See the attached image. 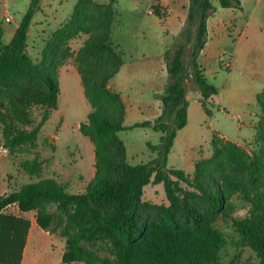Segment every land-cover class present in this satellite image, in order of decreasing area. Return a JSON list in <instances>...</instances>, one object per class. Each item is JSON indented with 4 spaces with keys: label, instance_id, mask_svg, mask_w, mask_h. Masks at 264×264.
<instances>
[{
    "label": "trees",
    "instance_id": "obj_1",
    "mask_svg": "<svg viewBox=\"0 0 264 264\" xmlns=\"http://www.w3.org/2000/svg\"><path fill=\"white\" fill-rule=\"evenodd\" d=\"M41 0H29L28 8L7 43L0 39V136L2 147L20 153L36 143L41 127L56 107L59 86L56 68L73 57L84 97L91 106L79 133L94 150V176L83 192L70 193L53 179L24 184L19 190L0 195V264H21L31 221L23 213L34 212L38 228L65 240L63 264H222L220 252L227 244L214 226L229 220L235 232L264 264V91L256 96L260 119L254 143L246 151L211 139L212 156L197 160L192 174L167 168V156L176 133L187 123L186 80L199 93V103L211 114L206 101L219 91L209 84L199 57L207 43V20L215 9L211 0H188L181 41L167 49L163 58L168 80L159 101L161 113L154 121L125 127L126 108L109 81L119 72L122 53L113 42V28L120 22L117 0L98 4L77 0L68 22L54 33V43L45 49L40 64L26 51L27 36ZM223 9L242 11L240 0H217ZM155 15L163 8L154 0ZM90 10L102 19L73 54L66 42L86 34ZM45 108L31 129L34 107ZM133 128H151L162 134L153 147L158 159L131 165L119 133ZM260 146V148H259ZM28 175H39L36 159L21 163ZM162 184L168 204L152 210L143 202V189ZM185 186V187H184ZM239 193L249 203L248 215L232 217V196ZM15 206L18 214L8 212Z\"/></svg>",
    "mask_w": 264,
    "mask_h": 264
},
{
    "label": "rangeland",
    "instance_id": "obj_2",
    "mask_svg": "<svg viewBox=\"0 0 264 264\" xmlns=\"http://www.w3.org/2000/svg\"><path fill=\"white\" fill-rule=\"evenodd\" d=\"M168 1L169 11L161 14L162 18L165 19L163 15L168 18L164 23L155 13L148 14L153 9L154 0H118L120 22L113 28V42L118 45L125 65L114 76L111 84L116 85L121 92L126 108L123 122L125 127L154 121L160 115L159 93L166 84L168 75L164 71L166 65L163 56H158L166 47L171 48L175 42L181 41L180 32L186 20L182 18L183 7L188 3V0ZM76 2L77 0H49L51 7H45L35 14L34 22L43 20L46 15L49 28L44 27L41 31L33 29L27 36L26 51L34 62H42L45 49L54 43V33L68 22ZM211 2L215 9L213 16L207 20L208 30V21L212 18L210 23L213 29L209 35L211 55L198 62L204 70L206 81L214 85L219 93L206 101V107L211 111L207 115L199 103L197 89L191 80H186L187 123L176 133L167 156V168L182 170L187 175L192 174L197 160H208L212 156L213 135L248 152L258 148L254 137L250 139L255 136L256 125L260 119L259 107L252 92L260 93L264 89V70L255 69L254 66L247 69L243 66V58L235 61V19H238L239 14L237 11L221 8L217 0ZM28 4L29 0H0V39L4 43L8 42L7 32L15 29ZM96 13V10L87 13V17L93 16V20L89 19L84 23L86 34L79 33L75 39L66 42V47L73 54L96 32L94 26L102 19ZM7 16L12 17L11 23L5 21ZM181 19L183 25L174 34ZM165 29H168L169 36L165 34ZM240 51H243L242 48ZM225 64L231 67H225ZM55 73L59 86L58 101L41 127L34 146L11 154L2 147L0 136V195L17 191L24 184L43 179H53L64 185L68 192L79 193L85 190L94 176L93 145L78 130L79 124L86 120L91 111V106L84 97L73 57L67 58L56 68ZM248 75L255 76L250 87L244 83ZM44 111L43 107H34L32 122L26 128L35 127ZM118 135L126 147L127 161L131 165L150 164L158 159V151L153 147L159 145L161 133L151 128H133ZM33 159L41 163L39 175H28L21 167L22 162ZM142 200L150 206V212L168 204L162 184L147 185L143 189ZM249 209V203L239 193L233 194L232 217L248 215ZM7 211L18 214L15 206L9 207ZM22 215L32 225L21 264H63L61 255L65 240L38 228L34 212ZM214 226L227 240L220 252L222 264H256L254 254L245 246L229 220L218 218Z\"/></svg>",
    "mask_w": 264,
    "mask_h": 264
},
{
    "label": "crops",
    "instance_id": "obj_3",
    "mask_svg": "<svg viewBox=\"0 0 264 264\" xmlns=\"http://www.w3.org/2000/svg\"><path fill=\"white\" fill-rule=\"evenodd\" d=\"M93 1L98 2V3H107L108 0H93ZM158 4L163 8L161 14H165L167 11H169L170 2L168 0H158ZM241 4L243 7L242 11H238L235 9H226V10H231V11H237L239 14L237 16L238 19H235V34L237 36V38H236L237 40H235V61L238 60L239 58H243V61H244L243 66L247 67V69H251L254 66L255 69L258 68L260 70H264V0H241ZM187 6H188V3L185 7H183L182 18L183 17L186 18ZM45 7H51L49 4V0H41L40 1L39 11H42V9H44ZM116 8L118 10V0H117ZM55 15H56V13L53 14L52 17H54ZM34 16H33V20H32L30 27H29L28 36L30 35V32L33 29L41 31L44 29V27L49 28V23H48V19L46 18V15L44 16L43 20H39L36 22H34ZM163 16H165V19H164V17L163 18L161 17V19H159V18L158 19L161 21H164V23H166V19H168V18L166 17V15H163ZM210 20L208 21V40L204 46V49L201 52L199 60L202 58H206L207 56L211 55V49L212 48L210 47L211 43H210L209 35L212 33L213 28H212V25L210 23ZM169 21H171V20L169 19ZM17 25L12 32H9V33L7 32L6 38H8V41L10 40L12 35L14 34V32L17 28ZM182 25H183V21L181 19L179 22V27L174 26L175 28H177V30L174 32V34H176V32L182 27ZM165 30H166L165 34L168 35V33H167L168 29H165ZM116 46H118V45H116ZM168 48H169V46L166 47V49L162 53H160L158 57L161 58L163 56L164 52ZM240 48H242L243 51H240ZM124 65H125V61L123 60V64H122L118 74L124 68ZM221 65H223V64H221ZM221 65H220V67H221ZM225 67L230 68L231 65L225 64ZM243 70H244V68H243ZM164 71L166 72V75H167V70L164 69ZM118 74H116V75H118ZM254 79H255L254 75H248L247 78L244 79L245 85H247L248 87L252 86ZM112 80H114V77H113V79H111V81L109 83V87H111L113 90L119 92V88H117L116 85L113 86L111 84ZM263 91H264V89L261 92H263ZM119 93L121 94V92H119ZM161 93H162V91L159 94H161ZM260 93H256V91H253L252 95H254L256 97ZM186 99L188 100V97ZM160 104H161V102H160ZM161 108H162V106H161ZM187 116H188V110H187ZM253 137H254V135L251 136L250 139H252ZM247 139L248 138H246V140ZM255 260H256V258H255ZM256 263H257V261H256Z\"/></svg>",
    "mask_w": 264,
    "mask_h": 264
},
{
    "label": "built area",
    "instance_id": "obj_4",
    "mask_svg": "<svg viewBox=\"0 0 264 264\" xmlns=\"http://www.w3.org/2000/svg\"><path fill=\"white\" fill-rule=\"evenodd\" d=\"M153 13H155L153 9L148 11L149 15H153ZM5 21L8 22V23H11L12 22V17H10V16L5 17Z\"/></svg>",
    "mask_w": 264,
    "mask_h": 264
}]
</instances>
